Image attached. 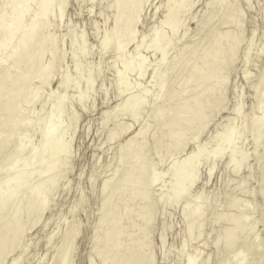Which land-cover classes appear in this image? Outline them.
<instances>
[{
	"label": "bare ground",
	"instance_id": "1",
	"mask_svg": "<svg viewBox=\"0 0 264 264\" xmlns=\"http://www.w3.org/2000/svg\"><path fill=\"white\" fill-rule=\"evenodd\" d=\"M1 1L0 264H19L24 258L29 260L24 241L34 227L41 226L44 230L50 224L52 230L45 238L47 251H51L49 264H73L77 240L84 229L75 217L80 212L88 215L89 199L83 195V190L79 191L77 208H68L70 220L67 218L65 224L63 218L45 220L44 216L57 206L61 192L66 194L69 188L67 176L72 172L73 162L71 141L81 114L92 107L87 108L82 100L101 80L107 56H110L108 64L113 71L111 81H108L110 89L122 101L115 108L107 106L102 111L98 127L103 135L106 133L98 148L101 151L117 144L114 154L108 157L110 160L104 166L102 163V167L93 166L87 173L88 187L93 192L96 191L93 189L97 178L104 173L107 176H103L98 188L97 217L91 226L86 264H154L153 235L157 229L160 261L166 264L170 256L164 251V235L173 224L165 222L166 211L176 205L181 207L180 220L184 223L186 240L179 247L174 264H207L199 251L191 255L184 252L188 245L200 242L203 246L208 245L205 232L219 224L223 228L212 243L216 251L213 257L215 264L223 258H231V264H264L260 244L244 247L248 262L244 261L242 253L234 251L238 244L251 241L255 232V223L249 218L253 209L247 208V215L239 217L244 195L242 178L229 187L232 197L222 207L226 216L218 210L221 206L220 188L227 186L224 178H215L216 187L205 194L196 189L198 166L192 168L193 162L205 157L207 182L227 151L223 168L239 175L245 162V150L242 147L235 149L240 134L260 139L264 149V138L258 135L264 121V27L262 44L251 60L255 30L246 37L245 16L239 9L238 0L204 1L198 18L191 14L194 0H163L151 15L154 20L157 11H161L162 17L154 20L146 32H141L146 19L143 12L152 0H101L99 19L103 32L96 41L98 58L92 74L84 78L82 89L78 87L80 83L70 86L67 69L62 67L65 44L70 46L68 55L74 64L78 58L88 55L86 35L82 29L67 27L66 38L60 41L59 33L65 27V11L69 2ZM84 1L91 5L95 3V0H74L79 5ZM245 1L242 3L246 4ZM261 2L264 4V0ZM190 20L195 21L194 29L187 36L186 22ZM108 21L110 27L104 30ZM95 26L92 25V29L98 35L101 25L98 29V25ZM162 29L172 35L178 34V39L167 40ZM166 46L168 50H162ZM129 47L132 48L131 53ZM160 50L163 52L150 71L151 88L156 90L155 100L159 103L147 108L150 89L134 95L138 85L129 82L128 77L142 76L146 67L142 53ZM258 60L261 61V70L252 78L246 66ZM238 62L242 65L244 81H253L249 90L255 102L248 109H242L236 104L241 91L234 88L231 103L235 105L237 124H233L235 116L230 115L222 129L208 136L206 144L200 143L199 139L213 126L216 115L227 106L225 92L228 79ZM116 64L121 65L119 72L114 70ZM73 67L81 79L83 72L77 70L76 64ZM54 80L60 95L49 93ZM69 90L72 95H81L77 104H71L67 95ZM105 98L103 103L109 100ZM75 107L79 108L80 114ZM256 108L260 110L258 117L247 120L246 113ZM119 117H127L131 123H139L143 119L137 132L126 142H121V139L130 125L121 124ZM215 124L214 129L217 127ZM38 134L40 138L35 142L34 137ZM189 141L195 145L191 152L186 153L180 162H172L165 167L163 164L167 158L182 153L191 143ZM210 143L214 145L213 151L206 154L205 145ZM155 149H163V154L153 165ZM110 151L107 155L111 154ZM190 170L191 176L188 177L186 174ZM166 175L171 179L167 186L161 183ZM82 177L80 180L85 176ZM259 181L264 184V165ZM91 191L88 190L90 194ZM165 195L169 200L162 202ZM260 195L264 200V189ZM61 223L60 243L52 249L53 228ZM38 242L36 239L34 247ZM12 253L16 254L15 259L10 258Z\"/></svg>",
	"mask_w": 264,
	"mask_h": 264
},
{
	"label": "rangeland",
	"instance_id": "2",
	"mask_svg": "<svg viewBox=\"0 0 264 264\" xmlns=\"http://www.w3.org/2000/svg\"><path fill=\"white\" fill-rule=\"evenodd\" d=\"M67 1L69 2V4H68V7L65 11V18H64V20H65L64 26L65 27L63 28V30H61L62 32L59 33L60 34L59 37L62 38V39H60V41L65 40L63 37L66 36L68 29L71 28L72 26L75 27L77 30L82 29V31H85V35H86L85 36V45L88 49V55H86L85 57L78 58V60H76V62H75L76 66L78 67L77 70L79 72H83V77H81V79H78L77 72L75 71V68L73 67V65H75V64L71 61V58L68 55V52L70 50L69 49L70 46H69V44L68 45L65 44L66 55H65V58L63 60L62 67L65 66L67 69L68 76L70 79V86L75 85L76 83H80L78 87H79V89H82L83 88L82 82L85 80L84 78L86 76H89L92 74L93 68H94L95 63H96L97 58H98L97 57V51H96V45L98 42H96V41L100 35L102 36V32H103V31H101V30H103L102 29L103 24H102L101 20L99 19L100 18L99 12L101 10V8H100L101 6L99 4L102 5V1L101 0H99V1L95 0V3H92L93 6L91 5V3H88L85 1L83 2V4L81 3L82 5L75 3L74 0H67ZM157 1L155 2V0H152L149 4L150 7H149V5H147L146 6L147 8L144 9L143 13L146 16V19L144 21V24L141 27V32H144L145 30L147 31L150 28V26H152L153 23L157 19L159 20V18L162 17L161 11H157V13L159 15L156 13L157 15L154 19L155 21L152 19L153 17L151 16L153 9L155 7H158L159 5H161L159 3L163 2V0H157ZM204 1L206 2L208 0H196V1L194 0L195 4L193 3L194 5L192 6V10H191L192 13L191 14H194L195 18H198L200 16L201 12L203 11V2ZM243 1H245V0H241V1L238 0V4H239V9L242 11V13H244V16H245L246 37L249 35L251 30L252 31L255 30L254 39H252L251 50H250L251 51L250 58H251V60H253V55L255 54V51L262 44V32H263V27H264V4H263V2H261V0H246L245 1L246 4L248 5V3H249V5L247 6L246 4L242 3ZM9 2H10V0H8V3ZM152 2L153 3L155 2V3L153 4ZM4 3L6 4V1H4ZM0 5L1 6L3 5L2 1H1ZM149 9H151L150 12H149ZM90 10H92V11H90ZM147 11H148V13H147ZM90 13H91V16H90ZM253 19H254L255 23H254ZM190 21L192 23H190ZM190 21H188L189 24H188V22H186L187 23L186 28L188 30L187 36L191 35V33L194 29V22L195 21L194 20H193L194 22L192 20H190ZM109 23L110 22L108 21V23L106 25H104V26H106V27H104V30H106L110 27ZM94 24H96V26L98 25L97 29L101 25L100 30L98 31V35L95 34L93 29H92L95 26ZM92 25H93V27H92ZM67 27H68V29H67ZM162 31L165 34L167 40L173 41L174 39H178V37H179L178 34L172 35L166 29H162ZM58 40H59V38H58ZM98 41H99V39H98ZM244 44L245 43H243V45L241 47V51L244 49ZM129 50L131 53L132 48H130ZM162 50L167 51L168 47L167 46L162 47ZM162 50H160V52H157V53H153V52L142 53V55L145 57V60H146V67L144 69L142 76L136 77L134 75H130L128 77L129 82H136L138 85V89L134 95L143 94V91H145L146 89H150L149 102L147 104V108L156 106L159 103L158 100H155L156 90L151 88L152 78H151V72L150 71L156 65V63L160 57V53L163 52ZM109 60H110V56H107L105 64H104L105 66H103V75H102L101 80L97 81L94 84L93 91L91 92V94L86 96L82 100L86 104V106L88 105L87 108H90L92 106L91 108H93V109L90 108V110L87 113L81 114V117L79 119L80 121L77 123V126H76L77 127V130L75 131L76 134H74V137L71 141V151L73 153L72 154L73 162H72V172H70V174L67 176V180H68L67 182H68L69 188H68L66 194L65 193L63 194L61 192V196L59 197L58 202L56 204L57 206L54 207L51 211L52 214L50 212H47V214L44 216L45 220H47L50 217H51L50 219H53V220H55L57 218H61V219L63 218L62 222H64V224H65V222L68 218V215H67L68 208L70 206L77 208L79 191L83 190L82 191L83 195L86 197L87 200L89 199L87 201L88 215L86 213L80 212V213H77V215L75 217V221L80 223L82 226L84 225L83 226L84 229L82 230V233L79 236L80 238L77 240L76 247H78V248L76 251V257L73 260V264H86L85 261L87 259L88 252H89V238L91 236V226L97 217V213H96L97 207L95 205H97L96 202L98 200V188H99L101 180L107 176L104 173L103 174L104 177L101 176L102 175L101 174L97 178V180L95 182L96 186L94 184L95 189H93L94 191L96 190L97 192L96 191L93 192V191H91V188L88 187L89 183L87 181V175L94 168L93 166L100 167L101 163H102V166H104V164H106L107 161H109L110 158L112 157V155L114 154V149H115L114 146H117V144L114 146L112 145L113 149L111 148L112 146H110V147L101 149V151L98 148L106 136V133L104 132V135H103L102 131H100V129L98 128L102 111L105 108H107V106L111 107V108H115L116 105L122 101V98L115 96L114 90L110 89V84L108 81H111L110 78L113 76V71L109 67V64H108L110 62ZM240 65H241V63L238 62L236 64L235 69L233 70V72L229 76L228 89L225 92V103H227V106L225 107V109L222 110V112L220 111V113H218V115H216V117H215L216 119L214 120L213 126L216 123L215 126L217 125V127H215V129L213 126L211 128L209 127L208 130L204 133V135L201 136V139H199L200 143L204 144V142H205V144H206L207 140L210 138L208 136L213 134L215 131L218 132V130L222 129V127L225 125V123L227 121V117H229L230 115H234L235 105H232V103H231L232 96L234 93V91H233L234 88L241 91V98L236 102L237 105L241 106L242 109L246 110L254 104V102H255L254 97L249 90L250 83H252L253 81H244V79L242 77V72H243L242 70L243 69H242V67H240ZM86 66H88L89 69H86ZM247 68H248V70H247ZM114 70L116 72H119L121 70V65L116 64ZM246 70L249 71L250 76L252 75L251 77L254 78V76L258 72H260V70H261V61H259V60L258 61H252V63H250V64H248V66H246ZM56 88H58V87L55 84V80H54L50 84L49 93L51 95H60L59 93H61V91L59 89H56ZM104 92H106L107 94ZM67 95L70 97L71 104H77V102L80 100V97H81L80 94L72 95L71 90L68 91ZM105 95H108L106 98L109 100H107V101L105 100V103H103ZM107 102H109L110 104H108ZM103 104H104V106H103ZM262 105H264V103H262ZM75 110L77 113L80 114L79 108L77 109V107H75ZM90 111H92V112L90 113ZM259 114H260L259 108H256L253 111L247 112L246 113L247 120L250 121L251 119L258 117ZM234 116L235 117L233 120V124L236 125L238 119H237L236 115H234ZM118 121L121 124L130 125L129 130L123 135L121 142H123V141L126 142L127 140L131 139L132 136L135 134V132H137V130L139 128V124L141 122L140 121L139 123H131L130 119L127 117H119ZM88 124L90 126L87 128ZM149 124L152 125V121L149 120ZM110 126L111 125H109L108 127H110ZM86 129H88L87 134H86ZM97 131H98V133H97ZM258 135L261 139L264 138V121H263V125H262ZM39 138H40V135L38 134L34 137V141L37 142L39 140ZM259 140L260 139L256 140L249 135L243 136L240 134L238 136L235 149L239 150V148L242 147L245 150V162H244V166L241 169L239 175H234L229 170L223 168V165L226 162L227 155L229 153L227 151H226V155L224 156V158L215 167L213 175L211 177V180L210 179L208 180L209 182L208 181L205 182L206 164H207L206 158L204 157V158L200 159L199 161L193 162V164H192V168H194L196 165L198 166L199 180L197 182L196 189L197 188L201 189L202 193L206 194V193L210 192L211 189H213L217 185L216 179H218L219 177L224 178L227 186L220 188L221 189V191H220L221 192V194H220L221 206H219V209H218V210H220V212L222 211L223 213H225V212H224L222 207H225L227 201L232 197V194L229 190V187L231 185H233L235 182H237L240 177L242 178L241 188L244 192V195H243V200H242L243 207L241 208V212H240L239 217L241 215H247V213H248L247 208H251L253 210H252V213L250 214L249 218L251 220H253L255 223V227H254L255 232H254V236L251 239V241H249L247 243H243V244H238L234 249V251L237 254L242 253V255L244 256L245 262H248V257L243 252L244 247H250L254 244H260L261 249H262L261 251H262V254L264 256V230H263L264 229L263 228V226H264V223H263L264 222V200L260 195V192L264 189V184H261V182L259 181L261 169L264 165V149H263L261 141H259ZM199 141H198V143H199ZM189 142H191V141H189ZM194 147H195V145H193L192 142L189 143L187 145V147L184 149L185 151L183 150L182 153L178 152V153H176L177 155L174 154L173 156L168 157L167 161L164 162L163 165L166 167L172 162H177L180 159L182 160L183 159L182 157H184V155H186V153L188 154L189 152H191V150ZM108 148H110L112 151H110ZM213 148H214V145L212 143L205 145V153L210 154V152L213 151L212 150ZM108 150L111 153V154L109 153L110 155H107L109 152ZM105 152H106V154L104 155ZM253 152H256V154H254ZM152 154H153L152 163L154 165L157 163V160L159 159V157L163 154V149H155ZM100 156H102V157H100ZM108 157H110V158H108ZM96 161H97V163H96ZM99 161H100V163L98 164ZM199 162H200V165H199ZM164 166H163V168H164ZM79 174H82V175L79 176ZM186 175H188V177H190L191 176V170ZM82 176L83 177L85 176L84 177L85 179ZM81 177L83 179L80 180ZM99 178H101V179L99 180ZM86 181H87V183H86ZM162 182L164 183V185L167 186V185H169V183H171V179L168 175H166L162 178L161 183ZM60 189H61V187L58 190H60ZM10 190L11 189H9V191ZM88 190L91 191V194H93V196L90 194V192H88ZM192 193H194V192H192ZM168 200H169L168 195L163 196V198L161 199L162 202L163 201L166 202ZM92 203H94V204H92ZM93 206H94V208H93ZM180 208H181L180 205H176V206L170 207L166 211L165 222H169V221L173 222L172 228L170 230H168L167 232H165V235H164V241H165L164 242V244H165L164 245V251L168 254V256H170V259L166 264H174V262L177 260L176 259V256H177L176 253L178 252L181 244L183 242H185V240H186V233L184 232V223L181 222V220H180V214H181ZM224 215L227 216V213H225ZM62 228H63V223H61L59 226H55L53 228V235H52V239L50 242L52 249H54L60 243V239H61L60 236H61ZM222 228H223V225L219 224L217 227H215V229H212L211 231H209V229H208V232H205V234H204L208 240V245L203 246V244L201 242L198 244L192 245V246L188 245L187 248L185 249L184 254L185 255H191L194 252L199 251L201 254L200 256L202 257V260H204L205 263L215 264L213 261V257L215 256L216 251L212 247V243L216 240V238L218 236V232ZM51 230H52L51 224L48 227H46L44 230H42L41 226H36L33 228V230L29 233L28 237L24 241V245H25V248L27 249V254H28L27 257H29V260L24 258V260H22L19 264H49V257L51 255V251L49 253L47 251L48 246L46 245V239L45 238H46V235L48 234V232H50ZM43 232L45 233V235ZM158 232L159 231L157 229L153 235L154 236V239H153V255L156 259L154 264H163L162 261H160V245H159L158 237H157ZM36 239H37V242L38 241L39 242L34 247V242ZM16 257L17 256L15 253H12L10 255L11 259H15ZM7 262H8V260L6 261V263ZM231 262H232L231 258L230 259L229 258H223L216 264H231Z\"/></svg>",
	"mask_w": 264,
	"mask_h": 264
}]
</instances>
